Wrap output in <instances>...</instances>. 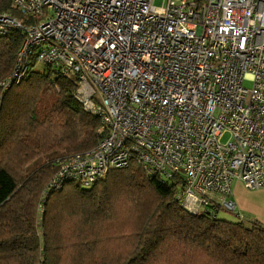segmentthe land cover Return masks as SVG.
<instances>
[{
    "label": "built area",
    "instance_id": "2783aa9c",
    "mask_svg": "<svg viewBox=\"0 0 264 264\" xmlns=\"http://www.w3.org/2000/svg\"><path fill=\"white\" fill-rule=\"evenodd\" d=\"M160 1L11 0L34 23L0 13V37L23 36L0 85L18 83L34 56L75 76L73 98L100 122L93 147L57 160L39 212L66 184L87 188L132 163L147 177L179 174L193 214L243 218L232 182L264 190V0Z\"/></svg>",
    "mask_w": 264,
    "mask_h": 264
},
{
    "label": "trees",
    "instance_id": "16d2710c",
    "mask_svg": "<svg viewBox=\"0 0 264 264\" xmlns=\"http://www.w3.org/2000/svg\"><path fill=\"white\" fill-rule=\"evenodd\" d=\"M1 12L34 23L11 0H0ZM22 38L17 30L0 37V82L11 73ZM28 65L18 83L0 85V145L4 129L22 120L56 150L40 163L43 155L35 149L37 163L24 175L0 167V264H62L66 225L61 215L73 208L101 223L120 221L121 236L128 238L122 239L120 257L108 264H264V224L233 214L235 219H219L220 212L231 214L222 209L188 212L178 200L184 185L179 174L147 177L132 165L111 170L90 187L72 182L49 193L38 216L42 189L59 167L54 156L93 147L100 122L73 98L75 76L38 64L34 56ZM81 259L85 264L86 258Z\"/></svg>",
    "mask_w": 264,
    "mask_h": 264
},
{
    "label": "rangeland",
    "instance_id": "374dc122",
    "mask_svg": "<svg viewBox=\"0 0 264 264\" xmlns=\"http://www.w3.org/2000/svg\"><path fill=\"white\" fill-rule=\"evenodd\" d=\"M154 5L160 6L161 1L154 0ZM244 86L249 87L250 83L245 81ZM4 130L6 133H4L0 145V167L8 168L14 175H24L30 168L35 167L37 163L36 160L34 161L33 152L35 149L43 155L37 160L40 163L46 161L45 156L48 154L53 156V152L56 150V147L51 146L46 139L43 142L38 136L33 135L30 126H25L22 120L20 124L16 122L12 127ZM226 139L227 136L225 135L221 141L224 142ZM47 146L50 148L45 152ZM63 156L67 157L69 154L61 156L58 153L53 160H58ZM43 157L44 160L42 161ZM132 166L136 167L137 165L132 163ZM68 210L61 215L64 225H66L62 240L63 249L59 251L62 252L60 254L62 264H78L80 260L81 263L79 264H83L82 257L86 258L85 264H103V259H105L104 264H108L113 258L120 257L119 254L123 252L125 241L128 238L121 236L123 229L120 221H116L114 224L101 223L99 219H93L89 214L78 209ZM42 212L38 211L37 215L41 216ZM218 218L223 220L235 219L232 214L222 212L218 214ZM117 237L119 238L116 239Z\"/></svg>",
    "mask_w": 264,
    "mask_h": 264
},
{
    "label": "crops",
    "instance_id": "0c3cea01",
    "mask_svg": "<svg viewBox=\"0 0 264 264\" xmlns=\"http://www.w3.org/2000/svg\"><path fill=\"white\" fill-rule=\"evenodd\" d=\"M231 198L243 217L264 224V190H249L242 183L233 181Z\"/></svg>",
    "mask_w": 264,
    "mask_h": 264
}]
</instances>
